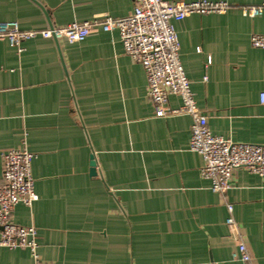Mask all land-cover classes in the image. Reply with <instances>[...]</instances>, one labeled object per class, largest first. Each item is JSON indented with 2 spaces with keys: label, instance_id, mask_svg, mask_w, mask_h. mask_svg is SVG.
<instances>
[{
  "label": "crops",
  "instance_id": "crops-1",
  "mask_svg": "<svg viewBox=\"0 0 264 264\" xmlns=\"http://www.w3.org/2000/svg\"><path fill=\"white\" fill-rule=\"evenodd\" d=\"M193 2L196 0H165ZM227 2L224 13L173 22L195 103L215 136L264 144V17ZM134 0H0V22L24 30L128 16ZM18 53L0 38L1 150L34 155L37 199L12 221L37 231V253L53 264H241L227 210L190 150L191 118L154 115L142 66L117 30L83 41L36 37ZM171 108L181 104L176 96ZM90 155L96 174L90 175ZM227 200L253 264H264V177L232 173ZM0 264H34L27 249L0 246Z\"/></svg>",
  "mask_w": 264,
  "mask_h": 264
},
{
  "label": "built area",
  "instance_id": "built-area-1",
  "mask_svg": "<svg viewBox=\"0 0 264 264\" xmlns=\"http://www.w3.org/2000/svg\"><path fill=\"white\" fill-rule=\"evenodd\" d=\"M227 2L196 0L193 2H168L165 0H134L128 16L113 18L105 16L98 21L72 22L64 27L49 26L43 29L24 30L15 21L0 22V38L6 39L18 53L23 42L41 37L69 43L83 41L93 30L100 27L104 32L117 30L123 51L138 62L146 75V94L154 115L168 117L186 114L191 118L190 150L202 158L200 174L210 181V189L225 203V224L235 237L236 250L232 260L241 264H253L241 230L233 217V206L227 200L234 170L242 168L264 177V144L232 142L215 136L207 126L206 117L198 109L179 58V42L173 22L181 21L191 14L224 13ZM244 16L264 17V1L241 7ZM250 44L264 49V34H252ZM170 96L180 99L178 108H171ZM264 105V91L259 94ZM34 155L24 146L1 150L0 178V246L9 249L29 250L34 264H53L43 261L37 253V231L32 225L21 226L12 221V212L18 203L26 206L37 199L31 176Z\"/></svg>",
  "mask_w": 264,
  "mask_h": 264
},
{
  "label": "water",
  "instance_id": "water-1",
  "mask_svg": "<svg viewBox=\"0 0 264 264\" xmlns=\"http://www.w3.org/2000/svg\"><path fill=\"white\" fill-rule=\"evenodd\" d=\"M90 175H95L96 174V164L94 160V156L90 155Z\"/></svg>",
  "mask_w": 264,
  "mask_h": 264
}]
</instances>
